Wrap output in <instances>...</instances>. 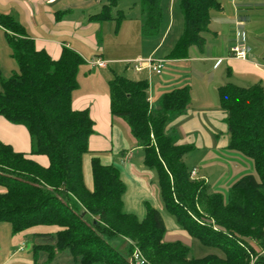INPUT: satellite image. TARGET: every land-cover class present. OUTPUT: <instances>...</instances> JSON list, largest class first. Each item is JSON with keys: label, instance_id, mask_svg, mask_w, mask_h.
<instances>
[{"label": "trees", "instance_id": "trees-1", "mask_svg": "<svg viewBox=\"0 0 264 264\" xmlns=\"http://www.w3.org/2000/svg\"><path fill=\"white\" fill-rule=\"evenodd\" d=\"M109 0L91 16L110 19ZM141 34L159 33L163 9L160 0H139ZM223 8L219 0H179L182 32L167 54L186 58L188 49L204 46L212 14ZM120 14V11L118 12ZM121 17L116 18V25ZM0 27L17 64V71H0V115L23 125L29 135L30 154H42L41 166L26 154L0 143V223L12 234L32 228L43 243L33 245L48 259L68 250L76 264H136L137 250L144 264H264V86H241L226 82L217 87L220 108L225 112L227 147L252 161L256 175L246 173L224 195L213 191L203 179L191 176L184 155L192 145L178 144L169 123L182 115L190 103L187 85L161 94L158 105L148 102V81L113 74L108 81L112 116L128 125L143 164L155 172L160 199L177 226L201 244L222 255L190 256L180 240L165 241L166 226L158 209L144 204L139 219L124 212V183L118 169L90 160L92 189L84 183L82 161L88 153L93 122L86 109L72 108V92L84 59L62 47L57 59L36 49L24 26L12 15L0 14ZM126 245L124 246V243ZM111 242L123 245L120 251ZM139 264V263H138Z\"/></svg>", "mask_w": 264, "mask_h": 264}, {"label": "crops", "instance_id": "crops-1", "mask_svg": "<svg viewBox=\"0 0 264 264\" xmlns=\"http://www.w3.org/2000/svg\"><path fill=\"white\" fill-rule=\"evenodd\" d=\"M108 1L0 0V14L15 17L33 39L36 49L46 51L52 59L59 57L62 47L73 49L84 59V64L78 69V85L72 92L71 105L76 110L86 109L93 122V133L88 139L89 151L82 161L86 187L92 189L90 160L97 156L102 164H112L119 171L125 186L122 196L123 211L135 214L141 219L145 214L144 204L148 203L160 211L167 227L166 220L171 223L172 219L163 212L155 172L143 164L142 150L136 145L127 123L110 113L108 81L114 73L120 74L115 72L120 63H128L141 57L163 59L164 65L160 74H155L147 68L138 71L128 66L123 67L122 73L132 80L148 81V102L151 106L158 105L162 93L184 85L189 87L188 107L182 115L174 118L169 126L173 127L178 144L192 145V149L187 153L191 152L190 155L195 156L190 168L195 169L194 178L203 179L210 185L211 172H216V166L224 164V159L232 164V167L226 169L231 173H228L227 178L219 177L218 182L232 184L241 175L246 174L247 169L238 168V160L243 156L227 147L225 112L218 103L217 87L226 82L232 83V79L237 80L239 83L236 84L241 86L254 83L264 86V47L258 49L252 38L246 35V57L240 59L229 55V50L235 42L234 31L243 30L246 22L252 21L251 9L254 5L250 0H244L241 4L245 11L241 13L236 3H233L234 8L232 6L227 15L224 13V7L221 11L214 12L209 31L204 34L203 48L200 50L191 46L186 58L174 59L168 58L167 54L181 33L170 41L162 56L155 55L165 45L172 29L171 15L166 21H162L159 33L151 36L153 40L149 47L142 49L141 16L133 20L125 15L124 9L117 8V1L111 6L110 19L95 21L91 18L93 14L101 11ZM118 16L121 19L117 26ZM222 25L232 29L231 36L222 46L214 49L212 43L219 37L217 28ZM1 37L3 39L4 35L0 27V71L7 77L17 71V64L10 56L5 38L3 43ZM110 37L113 38V46L108 48L106 41H112ZM149 37L146 36L145 39ZM93 58L103 60L105 66L91 67L88 60ZM0 143L9 145L15 152L26 154L41 166L48 165L45 155L30 154L26 128L9 122L1 115ZM3 191L4 188L0 186V192ZM174 227L176 231H183ZM0 229L3 234L0 264H32L30 256L25 254L21 245L26 247L24 238H34L33 234L45 229L32 228L17 234H12L9 224H0Z\"/></svg>", "mask_w": 264, "mask_h": 264}, {"label": "rangeland", "instance_id": "rangeland-1", "mask_svg": "<svg viewBox=\"0 0 264 264\" xmlns=\"http://www.w3.org/2000/svg\"><path fill=\"white\" fill-rule=\"evenodd\" d=\"M219 1L221 2L222 6L224 7V13L226 15L229 13L228 12L229 10H232V6L234 8L233 3H236V5L239 6V9H238L239 13L245 11V9L243 8V5L241 4V2H243L244 0H219ZM250 1L252 2V5H254V7H252V9H251V11H253V14H251L253 18H252V21L246 22V25L244 24L245 26H243V31L245 33V39H246V35H247V37H251L252 38L251 40L254 43V45H257L258 49L261 50V48L264 47V0H250ZM116 5H117V8L124 9L125 15L131 17L132 19L140 17L139 0H117ZM160 6L163 9L162 21L163 20L166 21L168 19V17L171 15L173 26H172V29L170 30V33H169V35L165 41V45H163L162 49H160L158 51V53L155 54L157 56H162L163 53H165L163 51H166L165 49L167 48L170 41L174 40L181 33L182 27H183L182 14L179 10V0H160ZM229 6H231V8H229ZM235 17H237V16H235ZM217 29L219 32V37L216 38V41H214L212 43L213 45L211 44L214 47V49L222 46V44L227 39H229V37L231 36V31H232V29L230 27L225 26V25L219 26ZM140 35L143 38L142 39V49H146L151 44L153 38H151V36L150 37L148 36L149 39H145L146 36L142 35L141 33H140ZM110 38L112 41H109V39H107V41H106L108 44V45H106V47H108V48H111V46H113V43H112L113 38L112 37H110ZM3 39H4V37H3ZM3 39L1 37V40L4 43ZM130 41L132 43L134 42V40L132 38L130 39ZM194 49L196 50L197 48L194 47ZM141 58L144 59V57H141ZM132 64L133 63H131V62L130 63H127V62L126 63H120L118 65L119 68L117 70H115V72L124 75L122 73L123 67L128 66V67L132 68ZM107 72H109V71H107ZM231 81L234 84L239 83V82H237V80L232 79ZM237 85H239V84H237ZM190 153H187L183 157L188 168H191V166H192L191 161L195 159V156L190 155ZM240 156H243V157H242V159L238 160L239 161L238 168L239 169H245L246 168L247 169L246 171H248V172L245 171V173H252V174L256 175L255 170H254L253 165H252V161L248 157H245L244 155H240ZM223 161H221V162H223L224 164H219V167L216 166L217 167L216 172H211L212 176H210V183H211L210 188L213 191H219V192L223 193L224 195H226L227 190L231 184L226 185V184L222 183V181H220V182H218V181H219V177H221V178H227L228 177V173L229 172L231 173V171L230 170L228 171L226 169L229 167H232L231 166L232 164L228 160L223 159ZM221 171H223V172H221ZM163 212H164L165 216L172 219L171 223L168 220H166L167 221L166 222L167 227H166V231L163 235V240H165V241L180 240L183 244L187 245L190 248V256H193V257H202V256L208 255V254L222 255L220 250H218L217 248L204 246L197 239L189 237L186 233H184V231H176L174 226H176L179 230H181V229L177 226V223H176L174 217L172 215H170L165 209H163ZM0 224L6 225L7 223H0ZM7 226H8V224H7ZM2 237H3V234H2V231L0 229V242H1L0 246L3 245L2 244V242H3ZM24 243H26V247L24 246V244H22L21 245L22 250H25L24 251L25 254L30 256L32 264H76L73 261V258H72L71 254L68 250H64L62 252L57 253L53 259H48L47 252L45 250H43L42 248H36V254L34 255L33 251H32V247H33V245L43 243V241L41 239L27 237V238H24ZM111 243L116 246L115 242H111ZM125 245H126V242L124 243V246ZM124 246L123 245H117L116 247L120 251H124ZM136 264H138V263H136Z\"/></svg>", "mask_w": 264, "mask_h": 264}, {"label": "built area", "instance_id": "built-area-1", "mask_svg": "<svg viewBox=\"0 0 264 264\" xmlns=\"http://www.w3.org/2000/svg\"><path fill=\"white\" fill-rule=\"evenodd\" d=\"M234 37H235V42L234 45L231 46L229 50V55L244 59L246 57V47H245V34L243 30H235L234 31ZM133 63L132 67L135 70H141L143 68H147L151 72H154L155 74H160L163 65H164V60L163 59H152V58H136L133 60L128 61V63ZM88 64L91 67L98 66V67H104L105 62L101 59L98 58H93L88 60ZM151 106V105H150ZM195 175V169L191 170V176ZM132 261H136L139 264H144L145 260L142 258L140 253L135 250L134 253L131 256Z\"/></svg>", "mask_w": 264, "mask_h": 264}]
</instances>
